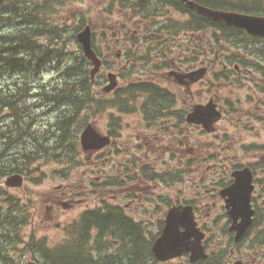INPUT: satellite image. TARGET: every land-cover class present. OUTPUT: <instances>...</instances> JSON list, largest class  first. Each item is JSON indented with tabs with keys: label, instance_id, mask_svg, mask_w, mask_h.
Returning a JSON list of instances; mask_svg holds the SVG:
<instances>
[{
	"label": "rangeland",
	"instance_id": "rangeland-1",
	"mask_svg": "<svg viewBox=\"0 0 264 264\" xmlns=\"http://www.w3.org/2000/svg\"><path fill=\"white\" fill-rule=\"evenodd\" d=\"M132 1L65 0L51 3L45 9H42L44 22L61 30V37L53 39L50 46L53 49L64 51V58L68 62L79 52L75 34L80 30L78 27L82 22L91 27L92 44L104 60L103 68L92 87L93 97L105 101L111 100L113 96L110 93L104 94L102 92L103 86L107 85L105 74L110 72L116 74L118 89L128 83L149 81L167 90L173 94L175 100L172 111L187 109L196 103L205 104L208 100L213 99L222 111L223 117L215 123L212 134H202L196 128L185 131L184 133L189 134L188 137L186 134L183 137H187L189 141L177 153L176 149L169 145L157 148L161 145L154 146L153 141H148L145 147L139 148L138 143H136L137 131L148 128L137 111L120 113L121 115H117L116 111L110 108H105L102 112H96L95 114L89 108L79 111L80 114L78 113L77 120L71 125L72 131L77 129L81 131L84 125L91 123L100 133L113 135L120 146L115 148L110 145L101 154L91 155L87 158L77 145L73 151V153H77L75 160L47 159L38 161L27 168L22 175L24 181L20 188H6L4 186L5 179H3V188L6 189L5 197H3L4 204L8 205L5 198H9L19 206L25 205L28 215V218L25 219L27 222L21 227L19 233L20 241L8 251L7 256L11 259L10 264H26L29 259L33 260V258L40 264H48L41 253L40 247L47 250H60L64 247L66 255L69 256L68 247L71 243L69 240L72 237L66 231L67 225L83 211H97L98 209L111 208L117 205L113 199L116 191L113 183L118 170L115 162L120 158L127 157L132 149L142 159L144 154L147 156V163L150 166L149 169L144 167L143 172L144 170H154L162 178V180L158 178L152 181L148 180L146 183L138 182L134 184V190L141 193V198L143 197L144 201L146 199L150 200V203L144 204V206L146 208L150 207L152 212L155 209H161L162 204L160 203H162V197L165 196L171 201L177 198L182 203H184V200L193 199V194L199 193L205 196L211 182L214 180L218 182L221 179L218 178V173L215 174V172L222 171L225 166L245 165L248 162L260 164L254 173L255 187L252 194V203L256 210V220H258L259 225L251 230L246 239L248 243L244 242L243 246L249 245V242L252 241L256 245V249L260 250V246H262L260 243L264 242L263 236L262 241L260 238V243L257 244L264 221V150L256 149L257 145H264V128L260 121L255 120L261 114H264V80L252 77L257 82L248 79V82L241 83L238 80L237 83L233 82V85L229 84L228 81H220V83L215 81V83H212L213 74L219 75L222 68V61L214 60V69L209 70L204 80L193 84L188 89H182L175 82L167 81L164 78L165 72L169 71V65L173 62L187 65L194 63V69L202 65L209 66L211 63L205 61L200 54L196 60L193 59L202 48H196V54L192 53L190 47L196 45L195 41L183 38L185 36L183 30L178 32L179 22H183L185 19L182 15L166 7L161 11L159 0H151L150 12H155L151 22L161 24L169 19L174 23L171 32H178L174 39L161 45L157 40L160 39L161 41L163 39L158 38L157 35H152L147 24H144L138 18H128L127 5L128 2ZM149 4L147 3V5ZM150 27L155 29L156 26L152 24ZM121 29L127 31V37H125V34H119ZM130 34L134 37L133 42L127 40L132 38ZM195 36L199 37L200 43L205 47V42L210 34L201 32L195 34ZM185 37L187 38V36ZM38 41L41 44H47L48 38L45 39L42 36L38 38ZM248 42L250 40L243 38L238 47L240 52L244 48L246 49ZM127 49L132 52L130 60L132 64L125 62L124 57ZM167 49L169 50L165 53ZM117 53L119 57H116ZM221 53L217 54L224 55L225 58L226 53ZM234 54L239 53L235 51ZM210 56L215 58L213 54ZM234 64H238L237 61L233 62L232 65ZM48 69L52 70L45 72L40 80L34 82V86L39 82L62 81V79L57 78L56 70L52 67ZM101 80L103 82H100ZM3 82L5 81L2 80L1 83L3 84ZM54 84L55 82L52 85ZM30 99L35 101L34 96ZM35 103L38 104L32 108L35 121L32 122L31 128H48L54 117L59 114L58 110H48V108H52L49 103L41 104L38 101H35ZM4 114L6 115V112H3V117H6ZM114 116L117 117V125L119 126L112 130L109 127V119ZM6 120H8L7 117ZM163 121H158L156 127L153 128H161ZM82 123L84 124L82 125ZM78 135L79 132L77 142ZM173 137L170 134L165 135L164 140L158 139V144L165 145ZM247 147H254V149L250 150ZM192 157H198L199 160L187 163V159L191 158L192 160ZM200 159L203 162L199 164ZM135 170L138 171L136 177H142L141 169L136 168ZM200 175H203L201 179L206 180L201 191H198L197 185ZM66 192L69 194L68 199L72 198L77 201L74 209L59 208L51 212L45 211L48 198L60 197ZM206 199L205 197L201 198V201H203L199 205L201 211L202 205L208 201ZM143 200H141V203L144 202ZM124 203H126V200L123 199L121 206H124ZM218 204L217 207H222V203ZM4 207L5 205H3ZM206 211L209 212V210ZM131 217L136 221L146 218L143 216ZM210 220L212 222L209 221V223L217 225L214 226V229L218 232L217 237L224 238L222 225L227 223V219L222 208L213 210ZM205 222L208 221L205 220ZM96 232V230H93L92 233H89L90 236L87 237L88 247L84 246V250L89 251L90 246L95 245L93 247L94 261L100 263L104 262V257L99 256L100 253L97 249L105 247L112 249L114 242H112L113 237L110 233H106L96 243L93 242V239L97 237ZM97 245H100L101 248H98ZM102 245L104 246L102 247ZM249 252L251 254L250 260L252 264H255L253 253L251 250ZM61 253L64 254V252ZM0 264H3L1 260Z\"/></svg>",
	"mask_w": 264,
	"mask_h": 264
},
{
	"label": "trees",
	"instance_id": "trees-1",
	"mask_svg": "<svg viewBox=\"0 0 264 264\" xmlns=\"http://www.w3.org/2000/svg\"><path fill=\"white\" fill-rule=\"evenodd\" d=\"M62 1L65 0H0V260L3 264H10L11 259L7 256L8 251L20 241L21 227L26 224L27 220L25 219L28 218L25 205L19 206L9 198H5L8 205L4 204L3 197H5L6 189L2 186L3 179L15 173L23 175L27 168L38 161L47 159L73 160L77 155L73 151L78 145L77 134L79 129L72 131L71 125L77 120L80 114L79 111L84 108L91 109L93 114L102 112L105 108L115 109L119 113L137 111L141 114L143 122L170 119V113L174 112L176 114L174 118L183 121V117L179 112L172 111V107L175 105L173 94L149 81L128 83L117 89L109 101L93 97L94 94L89 81L90 65L85 60L80 47H78L79 52L66 62L65 52L60 49H53L50 46L53 39L61 37V30L44 22L42 9H45L51 3ZM177 1L166 0L167 4L165 1L163 3L159 0V4L161 11L171 4L183 15H188L187 21L179 22L180 27L178 30L182 28V30L191 32H208L211 41L210 53L215 56H218L217 53L219 52L228 53V56L222 59L223 64L232 65L233 62L237 61L238 65H241L244 62H249L255 64L258 73L264 75V72L260 71L258 67L259 64L264 65L263 39L252 38L241 30L212 22L182 4L177 6ZM192 1L214 10L264 15V0ZM151 2V0L128 2L129 19L140 17L149 26L155 25V35L163 39L157 41L163 45L165 42L172 40L169 38L170 34L168 32L171 31L173 22L170 21L164 26H157L156 23L151 22L152 17L155 16V12H150ZM147 3L150 4L147 5ZM84 25L81 22L78 28H82ZM120 31L127 37V32L122 29ZM42 36L45 39L48 38L47 44H41L38 41V38ZM72 37L74 39L73 35ZM131 37L127 40L133 42L134 37ZM243 38L250 40L251 43L248 42L246 49L244 48L240 52L238 47ZM200 46H202V43L200 44L199 41L198 48ZM93 49L99 54L96 47L93 46ZM235 51H238L239 54L235 55ZM131 56L132 52L127 49L125 60H131ZM51 67L56 70L57 78L62 79V81L53 80L54 85H52L53 82H39L34 86V82L40 80L45 72L52 70L48 69ZM223 74L224 72L220 71V77L217 76L216 81L225 80ZM2 80L5 81L3 84L1 83ZM33 96L35 101L41 104L49 103L52 108L50 107L48 110L57 109L59 112L48 128H31L32 122L35 121L32 108L38 104L35 103L34 99H30ZM32 101L34 103H31ZM3 112H6V115H4L8 120L3 117ZM113 122L114 119L111 117L110 128H113ZM188 141L189 139L186 137L184 145ZM14 142H17V145ZM247 148L254 149V147ZM256 149L264 150V145H257ZM246 165L253 171V174L258 165L260 166L257 162H248ZM231 166L232 169L240 167L239 164ZM150 176L151 181L160 177L153 170L150 171ZM229 183L227 172L222 174L216 186L223 188ZM3 205H5L4 208ZM107 217L108 215H99L96 212L93 214L88 213L87 217H84L83 223L98 226L103 224L105 226V222L108 220ZM141 247L142 245L139 243L135 244L136 253ZM40 250L48 264L84 263L78 257L66 258L61 252L52 253L43 247ZM126 255L130 256L128 252ZM114 260L107 259L106 262L116 264ZM87 263L98 264L90 260L86 261Z\"/></svg>",
	"mask_w": 264,
	"mask_h": 264
},
{
	"label": "flooded vegetation",
	"instance_id": "flooded-vegetation-1",
	"mask_svg": "<svg viewBox=\"0 0 264 264\" xmlns=\"http://www.w3.org/2000/svg\"><path fill=\"white\" fill-rule=\"evenodd\" d=\"M161 1L163 3L165 1V3H167L166 0H161ZM179 4L181 3L178 0L177 6H179ZM166 8L171 9L175 13H179L174 5L169 4L166 6ZM138 19H140V17H138ZM163 22L161 24L156 22L155 23L157 26H164L167 22L166 23ZM149 29L152 32L151 34L155 35L154 29H152L150 26ZM190 34L184 33V35L187 36V38L185 36H183V38L188 40L192 39L193 41H195L196 44L195 47L191 46L190 49L192 53L196 54L195 50H196V46L199 44L198 41L199 37L195 36V33L193 32H191ZM159 35L162 36L163 34H159ZM210 48L211 45L209 46V49H206L201 53L198 51L199 53H197L196 56L193 57V59L196 60V58H198V55L200 54L202 57H204L205 61H210L211 64H209V66L201 64L202 66L206 67L207 74L209 73L210 69H214L213 63L215 59L210 56L211 55ZM168 50L169 49H167L165 52H167ZM253 61L256 62L255 59H253ZM193 64L191 65H187L184 63L175 64V62H173L172 64L169 65V71L165 72L164 78H166V80L169 82H174L173 80L174 74L184 75L200 67L199 66L198 68L194 69ZM221 67H222V71L224 72L223 78L225 80L223 81H228V83L231 85H233V82L237 83L238 80L241 83L244 81L248 82V79L249 81L253 80L252 77L259 80H264V75L262 73H258V71L255 68V64L249 62H244L241 65L234 64L231 66L222 64ZM258 67L260 71L264 72L263 64H259ZM216 76L217 74H213L214 79ZM214 79H212V81H214ZM256 79L253 81L257 82ZM192 85L193 84H188L187 86H180V85L178 86L182 89L184 88L188 89ZM217 107L220 110L218 105ZM190 109L191 107L189 106L187 109L177 110V112H179L180 115L183 117V121H181L182 119L176 120L174 118L176 114L174 112H171L170 119H164L161 128L160 127L153 128L156 127V123L158 121H154V122L144 121L145 126L148 129H144V130L140 129L137 131L136 134V143H138L139 148L145 147V144L148 141H153L154 146L161 145L157 148H161L162 146L166 147L167 145H169L171 147H174L177 153L180 150H182L183 146H182V139L180 136L183 134V131L184 130L191 131L194 130V128L199 130V126L185 125L184 120L187 114L189 113ZM116 114L121 115L118 112H116ZM139 116L142 119L141 114H139ZM222 117H223V113H222ZM255 120L260 121L262 127L264 128V114H261L260 117L258 119L256 118ZM117 126H119L117 125V117L114 116V130ZM107 134L109 135V133ZM169 134L171 137L173 136L174 137L168 143H166L165 145H163L162 143L158 144L159 140L162 139L164 140V136ZM109 136L111 138V145L115 148H119L120 143L114 139L113 135L112 136L109 135ZM103 150L104 149H101L97 152H88L85 153L84 155L85 157L88 158L91 155L101 154ZM135 152L136 151L132 149L127 157L120 158L115 162L118 166V170L115 175V180L113 183V187H115L116 189V191L114 192L113 199L116 201L117 205H114L111 208L98 209L97 211H88V210L83 211L80 214H78L77 218H75L67 225L66 231H68L71 234L72 238L71 240H69L71 242L68 247L69 256H66V258L69 257L70 259H72L73 257L74 258L78 257L80 261L84 262L83 264H86V261L89 260L95 263L94 261L95 259L93 257V250H94L93 247H95V245H93V247L90 246L89 251H85L84 246L88 247L87 244L89 243V241L87 237L90 236L89 233H92L93 230H96L97 237L96 239H93V242L96 243V241H99V239L105 236L106 233H110V235L113 237L112 242H114V247H112V249L109 247L97 249V251L100 253L99 256L104 257V262H100L98 264H108L106 262L107 259H115L114 261H116V264H252V261L250 260L251 257V254L249 252L250 250L253 253V256L255 257V264H264V251H263L264 242L262 241V238L264 236V221L262 225L263 229L262 231H260V236L258 237V243H257L259 245L260 243L259 239L261 238L262 242L260 243V245L262 246H260L261 247L260 250L256 249V245H254L252 241L249 242V245L243 246L244 242L248 243V240L246 239L250 234L251 230L256 225L257 226L259 225L258 220H256V210L253 207L252 198H251V206L254 211L253 219L247 230L244 232V234L238 241H235V233L233 231H230L231 220L225 209L224 199L219 194L221 188L216 186L217 180L216 182L215 180L211 182V186L207 188L205 196L200 195L199 193L193 194V199H188L186 201L184 200V203L180 202L177 198L171 201V199L165 196L162 197V203H160L162 204L161 209H155L152 212L150 207L146 208L144 206V204L150 203V200L146 199L144 201L143 197L141 198V193L136 192L134 190L135 183L138 182L146 183L148 180L151 181L150 171L144 170L143 172L142 170L144 169V167L146 169H149L150 165L147 163L148 160L147 156L144 154L142 159L141 156L137 155ZM194 160H199V159L194 158L186 162L189 163L190 161H192L193 163ZM202 162L203 161L200 159L199 164ZM231 167L232 166H225L224 168H222V171L220 172L216 171L215 174L218 173V178H221L223 173L228 172L229 180H231L229 176L231 170H233ZM136 168L141 169L142 177H136L138 176L137 173L138 171L135 170ZM202 176L203 175L199 176V182L197 185L198 191H201L203 184H205L204 181L206 179H201ZM160 180H162V178H160ZM203 197L207 198L206 200L208 201L202 205V211H201L199 205L201 204V202H203L201 201V198ZM68 198H69V194L67 192L63 193L60 197L55 196L54 198H48L46 200L45 211L51 212L54 211L55 209L58 210L59 208H63L64 205H66L67 207L66 209H71V210L74 209L77 201H74L72 198L70 199ZM123 199L124 201L126 200V203H124V206H121V204L123 203ZM141 200H143L144 202L141 203ZM218 203H222V207L221 206L217 207L219 205ZM185 205H188L192 208L195 227L203 235L198 245L201 247V249L199 251L198 250L195 251V247H194L193 250H185L168 260L160 261L156 258L152 248L156 243V241L162 235L165 226V219L167 216V212L170 208L174 206L178 207ZM157 206H159V204H157ZM216 208H220V209L222 208L223 212L225 213V217L227 219V223L222 225V232L224 238H218L217 237L218 232L217 230L214 229V226L217 225L209 223V221H211L210 220L211 212ZM206 210H209L210 213L207 212ZM95 212L98 213L99 215H108L107 217L108 220L105 222V226H103V224L98 226V225H88L83 223V219L84 217L85 218L87 217L88 213L93 214ZM130 215L143 216L146 218L141 219L140 221H136ZM205 220H207L208 222L206 223ZM78 221L79 223H77ZM99 227L101 230L99 229ZM183 231L184 229L181 227L178 229V232H183ZM196 237H197V233H195V239L194 237H191V239L189 240L190 245L194 246L193 244L195 243ZM136 243L142 245V247L138 250L139 252L137 251V253L134 249ZM103 246L104 245H102V247ZM195 246L197 247V245ZM97 247L101 248L100 245H97ZM127 252L130 256L126 255ZM33 262L36 264H40L37 260H35V258H33V260L29 259L26 264H31Z\"/></svg>",
	"mask_w": 264,
	"mask_h": 264
},
{
	"label": "water",
	"instance_id": "water-1",
	"mask_svg": "<svg viewBox=\"0 0 264 264\" xmlns=\"http://www.w3.org/2000/svg\"><path fill=\"white\" fill-rule=\"evenodd\" d=\"M186 7L197 14L206 17L214 22L223 23L226 26L244 30L253 37L264 39V17L245 15L236 12L213 10L203 7L191 0H180ZM91 30L87 26L77 33L76 39L81 46L85 59L90 62V81L93 82L95 74L101 65L100 59L96 56L90 42ZM205 69L201 68L184 75L174 74V81L182 86H187L203 78ZM108 84L103 88L105 93L112 91L116 87L115 75L107 74ZM221 118V113L216 109V105L209 100L206 104H196L191 112L186 116L188 124L200 125L206 132H213V125ZM80 146L83 151H96L109 144L107 136H101L88 124L79 137ZM232 183L221 189L219 194L224 199L225 209L231 220L230 231L235 233V241H238L252 222L254 214L251 208V194L254 186L253 177L248 168L233 171L231 173ZM22 183L21 176L17 174L6 178L4 185L7 188H19ZM183 232H178L179 228ZM194 246L190 245L191 237L195 239ZM203 235L196 229L193 219L192 208L190 206L172 207L168 210L165 219V226L161 237L156 241L152 250L156 258L165 261L185 250L199 251V245ZM197 245V247L195 246Z\"/></svg>",
	"mask_w": 264,
	"mask_h": 264
},
{
	"label": "bare ground",
	"instance_id": "bare-ground-1",
	"mask_svg": "<svg viewBox=\"0 0 264 264\" xmlns=\"http://www.w3.org/2000/svg\"><path fill=\"white\" fill-rule=\"evenodd\" d=\"M144 6H146V5H144ZM21 16V15H20ZM21 119H23V118H21ZM12 125V124H11ZM12 128V127H11ZM13 133V132H12ZM36 136V135H35ZM52 138V137H51ZM41 139V138H40ZM39 140V139H38ZM15 143V142H14ZM17 143V142H16ZM15 143V144H16ZM52 143V142H51ZM13 144V143H12ZM17 145V144H16ZM45 145V144H44ZM13 146H14V144H13ZM15 147V146H14ZM10 149V148H9ZM15 149V148H14ZM38 149V148H37ZM7 150V149H6ZM10 151V150H9ZM6 152H8V151H6ZM42 152V151H41ZM38 153H40V152H38ZM7 156V155H6ZM10 157V156H9ZM130 237V236H129ZM139 250V249H138ZM121 256V255H120ZM133 257V256H132ZM116 258V257H115ZM127 262V261H126Z\"/></svg>",
	"mask_w": 264,
	"mask_h": 264
}]
</instances>
